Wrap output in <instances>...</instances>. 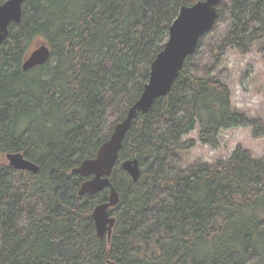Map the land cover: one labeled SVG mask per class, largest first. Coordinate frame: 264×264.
Segmentation results:
<instances>
[{
  "label": "trees",
  "instance_id": "obj_1",
  "mask_svg": "<svg viewBox=\"0 0 264 264\" xmlns=\"http://www.w3.org/2000/svg\"><path fill=\"white\" fill-rule=\"evenodd\" d=\"M198 1L24 2L0 45V155L21 153L39 171L0 162V264H264V158L240 146L214 163L183 157L197 143L217 149L224 130L264 138L261 119L232 110L221 69L228 52L264 41V0L219 3L170 93L133 120L110 176L109 242L91 216L108 189L77 194L87 178L72 170L126 117L180 8ZM37 39L50 59L24 72ZM127 159L139 163L136 182Z\"/></svg>",
  "mask_w": 264,
  "mask_h": 264
},
{
  "label": "water",
  "instance_id": "obj_2",
  "mask_svg": "<svg viewBox=\"0 0 264 264\" xmlns=\"http://www.w3.org/2000/svg\"><path fill=\"white\" fill-rule=\"evenodd\" d=\"M27 0H6L0 4V45L8 36L10 24H18L22 17V5ZM223 0H202L192 6L180 8L178 16L169 27L168 39L163 49L150 65L149 78L139 98L128 109L126 117L115 125L110 138L97 150L95 157L83 160L72 172L81 178H87L78 189V196H94L108 189L105 202L97 204L92 210L96 237L109 242L116 219L109 210L119 203V194L110 182V176L118 162L123 140L130 131L133 120L139 114H146L154 102L170 93L175 80L187 57L196 49L198 40L214 26L218 14L217 6ZM50 59V50L46 44H40L32 50L22 63L24 72L44 65ZM7 165L17 171L37 174L39 167L24 158L21 153H7L4 156ZM121 169L136 182L140 167L136 159H127L120 163ZM115 264V263H110Z\"/></svg>",
  "mask_w": 264,
  "mask_h": 264
},
{
  "label": "rangeland",
  "instance_id": "obj_3",
  "mask_svg": "<svg viewBox=\"0 0 264 264\" xmlns=\"http://www.w3.org/2000/svg\"><path fill=\"white\" fill-rule=\"evenodd\" d=\"M40 44L42 39L35 40L30 46V52ZM264 41L254 44L246 55L230 51L224 59L221 69L229 75L231 108L235 112L244 113L249 118H259L264 122V58L262 48ZM29 52V53H30ZM185 139H196V132H192ZM249 150L252 157L264 158V138L252 139L249 129L224 130L219 135V147L211 149L196 144L190 151L183 153L185 164L194 162L214 163L219 159L228 158L236 147ZM0 162H6L0 155Z\"/></svg>",
  "mask_w": 264,
  "mask_h": 264
}]
</instances>
